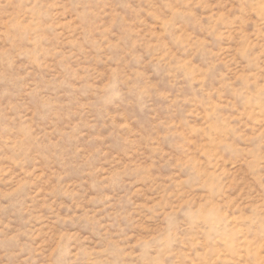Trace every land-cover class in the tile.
I'll use <instances>...</instances> for the list:
<instances>
[{
  "label": "rangeland",
  "instance_id": "1",
  "mask_svg": "<svg viewBox=\"0 0 264 264\" xmlns=\"http://www.w3.org/2000/svg\"><path fill=\"white\" fill-rule=\"evenodd\" d=\"M0 264H264V0H0Z\"/></svg>",
  "mask_w": 264,
  "mask_h": 264
}]
</instances>
